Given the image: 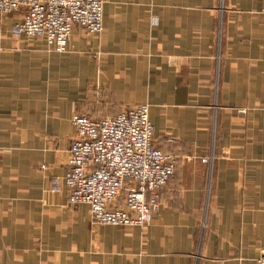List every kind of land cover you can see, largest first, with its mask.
<instances>
[{"label":"crops","instance_id":"0c3cea01","mask_svg":"<svg viewBox=\"0 0 264 264\" xmlns=\"http://www.w3.org/2000/svg\"><path fill=\"white\" fill-rule=\"evenodd\" d=\"M108 0L66 51L0 23V264H256L264 256V0ZM256 2V5H254ZM148 104L176 158L145 227L100 225L52 177L73 113ZM43 165V167H41Z\"/></svg>","mask_w":264,"mask_h":264},{"label":"built area","instance_id":"2783aa9c","mask_svg":"<svg viewBox=\"0 0 264 264\" xmlns=\"http://www.w3.org/2000/svg\"><path fill=\"white\" fill-rule=\"evenodd\" d=\"M107 1L0 0V23L15 13L12 36L41 39L48 50L61 53L74 25L100 33ZM71 123L76 137L69 148L68 169L62 178L52 177L51 190L64 183L68 203L89 205L97 224L147 226L160 208V190L176 165L174 155L153 144L148 104L99 120L75 112ZM256 264H264V256Z\"/></svg>","mask_w":264,"mask_h":264},{"label":"rangeland","instance_id":"374dc122","mask_svg":"<svg viewBox=\"0 0 264 264\" xmlns=\"http://www.w3.org/2000/svg\"><path fill=\"white\" fill-rule=\"evenodd\" d=\"M241 3H239V4H237V5H235L234 7L233 6H230L229 5V3L227 2V1H225V0H222V2H221V9L222 10H225V9H240V5ZM254 5H256V2H254ZM31 39H33V38H31ZM43 165H41V167H42Z\"/></svg>","mask_w":264,"mask_h":264}]
</instances>
